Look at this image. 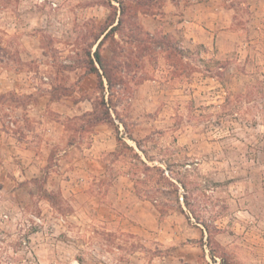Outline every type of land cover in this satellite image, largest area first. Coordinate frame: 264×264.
<instances>
[{
  "label": "rangeland",
  "instance_id": "1",
  "mask_svg": "<svg viewBox=\"0 0 264 264\" xmlns=\"http://www.w3.org/2000/svg\"><path fill=\"white\" fill-rule=\"evenodd\" d=\"M120 1L0 0V264H264V0Z\"/></svg>",
  "mask_w": 264,
  "mask_h": 264
},
{
  "label": "trees",
  "instance_id": "2",
  "mask_svg": "<svg viewBox=\"0 0 264 264\" xmlns=\"http://www.w3.org/2000/svg\"><path fill=\"white\" fill-rule=\"evenodd\" d=\"M156 1L157 0H137V12H140V13H145V14H154L155 13V9L153 8V6L156 4ZM118 10L120 12V16H125L127 15V13L130 12L131 8L129 9L128 6H126L122 1L119 0V7H118ZM122 17H119L118 21H117V24L114 25V22H112L110 24V28L107 30V32H105L104 34V37L107 36V34L109 32H111L112 30L115 29V26L119 25L122 23ZM142 36L144 37L143 39L145 40H153V37L147 33V32H141ZM103 37V38H104ZM101 44V41H99L98 45H97V48L95 49L94 53H93V60L94 62H96V64L99 66V69L102 71V73H99V69L97 67H94V71L98 73V75L100 76L101 80L102 78H105L106 81H107V84L108 86L112 85V76L108 73L107 71V64L105 63L104 59L101 57L100 53H99V45ZM93 63V61H92ZM102 85H103V81H101ZM245 95V94H244ZM243 95V96H244ZM246 96V95H245ZM242 97V96H241ZM100 121V120H99ZM108 122V121H107ZM117 140H121V135L119 134V131L117 130V136H116ZM137 144V143H136ZM137 146L139 147V145L137 144ZM135 156L139 159L140 161V164H142L144 166V170L145 172H149L151 170H154L157 172L158 175H160V179H163V180H166L168 182V184L170 185H173L174 183L170 180V177L165 175V171L164 169H160L159 167H155V166H149L148 164H146V162H144L141 158H140V155L138 153H135ZM168 179V180H167ZM178 181V179H176ZM180 186L184 189V192L182 194V197L184 199V201L186 202V190H185V183L181 182L180 180L178 181ZM141 186L142 188L140 187L138 189V196L144 200H149L153 203V206L159 211L160 213V219H163L164 216L167 214V212L165 211H162L158 208V205L156 204V200L152 198L151 195H149V192L147 191L146 189V184L147 181L145 180L144 182H141ZM144 187V188H143ZM181 212L183 214H185V217L187 218V220H190V216H188L183 207L180 208ZM201 223V225L205 228H206V224L203 223L202 221H199ZM203 242V240H202ZM210 255H211V258L215 259L216 256L212 253V251L210 252ZM219 259L221 260V262L219 264H228L226 261H225V258L223 256H220Z\"/></svg>",
  "mask_w": 264,
  "mask_h": 264
},
{
  "label": "crops",
  "instance_id": "3",
  "mask_svg": "<svg viewBox=\"0 0 264 264\" xmlns=\"http://www.w3.org/2000/svg\"><path fill=\"white\" fill-rule=\"evenodd\" d=\"M134 209H137V208L135 207ZM158 220H159V224H160V225L163 224V223L166 221L165 218H163V219L158 218ZM200 230H201V229H200ZM200 236H201V242H202V240H204V238H205V236L203 235L202 230H201ZM216 258H217V257H216ZM216 264H217V263H216Z\"/></svg>",
  "mask_w": 264,
  "mask_h": 264
}]
</instances>
